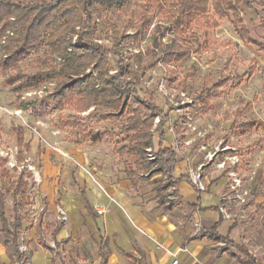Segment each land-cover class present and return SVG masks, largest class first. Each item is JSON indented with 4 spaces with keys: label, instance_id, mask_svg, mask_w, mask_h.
Returning a JSON list of instances; mask_svg holds the SVG:
<instances>
[{
    "label": "rangeland",
    "instance_id": "rangeland-1",
    "mask_svg": "<svg viewBox=\"0 0 264 264\" xmlns=\"http://www.w3.org/2000/svg\"><path fill=\"white\" fill-rule=\"evenodd\" d=\"M142 4L143 0H130L120 9H100L95 15L88 38L108 49L106 55L110 63V74L117 71L119 60L127 69V73L123 76L125 80L131 78V72H139L140 67L143 69L137 88L145 97L150 98L155 106L169 111L164 137L175 143L190 141L188 145L178 144L176 155L180 157L187 154L190 159H194L190 165L193 169H196L200 163H204L202 173L205 184V178L210 170L223 171L228 183L230 179L227 171L235 169L248 195L242 217L236 214L239 207H237L238 204H234L230 211L232 217L228 220L236 222L243 228L244 223L251 222L261 212L250 206L254 201L252 196L254 187L264 188V51L258 49L253 43L242 42L229 19L214 16L218 21V27L210 29L207 35H204L202 28L194 27L190 37L185 39L191 45V53L187 58L175 64H164L156 50L155 55L150 53L154 47L153 37L156 38L157 49L163 48L170 40L176 42L178 40L170 30L164 29L165 19L156 10L151 14L149 28L138 40L127 37L132 35L137 25L139 6ZM240 7L243 20L250 28L252 36L264 43V32L259 27V19L264 16V5L253 4L248 8L241 4ZM45 49L41 48L37 53L20 62L18 69L27 73L44 69L47 65L56 66L59 60H51L46 65L36 61L37 55L44 53ZM88 70L90 69L86 72ZM11 73L15 71L0 70V155L8 158V167L14 165L17 152L16 139L21 136L24 142L27 141L33 147V153L37 150L38 156L46 154L52 163H60L62 166V160L53 154L45 142L62 145L65 151L70 150L71 153L72 147L76 145H88V142L82 140L78 128L61 129L58 124L56 125L57 118L71 112V109L66 104H58L49 113L37 116L33 113V107L41 97L51 92L55 81L49 80L38 87L17 91L5 82ZM226 77L228 78L226 85L216 88L219 95L208 99L213 108L205 113L195 110V105H199L196 95L201 91L202 85L208 82V86L211 87ZM240 78L241 82H239ZM182 84L186 86L185 89ZM181 92H184L186 96L181 97ZM165 93H172L170 97H173L174 104L175 101L180 102L183 99L189 102V106L181 112L174 110L170 112L174 104H171ZM155 116L161 119L160 115ZM182 121L184 124H178ZM246 121H254V125L248 132H242L240 124ZM156 124L153 120L151 131ZM113 125L116 126L118 123L110 120L91 123L92 127L100 130ZM116 134L117 131L113 138H107L103 142V149L109 154H117L116 150L121 145L115 141L116 137H120ZM152 141V149L156 155L158 149L156 132L152 133ZM208 152H215L212 161H208L205 157ZM34 155L35 157L33 154L27 156L24 163L34 166L37 170L38 157ZM233 156H237L239 162L232 164L230 159ZM120 158L124 160L127 156ZM222 160L225 161L224 166L217 167L218 162ZM153 171L152 175H156L159 186L164 183H173L170 172L166 167L160 168L157 163L152 164L142 173L149 174ZM26 173L28 176L27 179L24 178L28 182L26 193L30 197L28 193L32 179L30 171L27 170ZM60 183L62 184V181ZM162 193L164 204L172 205L178 201L172 188L165 189ZM6 203L9 208L11 204L9 197ZM45 235L42 239L44 242L49 239V235L47 233ZM227 244L229 241L224 239L219 245L227 246ZM55 251L60 253V246H56ZM47 255L46 250L37 249L32 252L31 258L34 263L43 264Z\"/></svg>",
    "mask_w": 264,
    "mask_h": 264
},
{
    "label": "trees",
    "instance_id": "trees-1",
    "mask_svg": "<svg viewBox=\"0 0 264 264\" xmlns=\"http://www.w3.org/2000/svg\"><path fill=\"white\" fill-rule=\"evenodd\" d=\"M130 0H0V70H14L5 82L17 91L38 87L45 82L55 81L51 92L41 97L33 107V113L42 116L49 113L58 104H66L71 112L61 115L56 120L61 129L78 128L82 140L90 143H101L113 138L117 131L116 143L119 157L124 155L125 170L128 175H137L147 170L152 164L166 167L172 171L176 154L172 147H161L164 140L169 111L155 106L150 98L145 97L137 88L140 74L131 72L129 80L123 79L127 69L122 61L118 69L110 74V63L106 55L108 49L89 39L96 13L99 10L120 9ZM241 4L250 8L264 5V0H143L139 6L137 25L131 37L138 40L151 24V14L156 10L166 22L164 29L170 30L175 40L168 41L157 49L156 38L150 53H159L164 64H175L191 53V45L185 40L190 37L194 27L202 28L204 35L210 29L218 27V18H227L233 24L239 39L245 44L253 43L264 51V43L257 41L242 17ZM99 22V21H97ZM259 27L264 32V16L259 19ZM75 39L73 40V37ZM46 48L38 54L39 64H48L59 60L56 66L24 73L18 69L19 63ZM201 48V47H199ZM199 48L197 50H199ZM157 52H156V51ZM90 69V72H86ZM95 73V74H94ZM228 78H223L213 86L202 85L196 95L199 105L195 110L207 112L213 108L208 102L219 95L216 88L225 86ZM242 79H239L241 82ZM185 89L186 86L182 84ZM189 89V87H187ZM87 112L86 114H82ZM155 115L161 119L153 131ZM117 122L110 128L96 129L93 121ZM254 121L240 124L242 132H248ZM158 135L156 160L150 161L145 149L152 146V133ZM16 164L26 159L29 144L21 136L16 139ZM8 158L0 155V243L5 247L10 259H21L18 252V241L21 230L27 220L29 197L26 193L28 182L24 179L26 172L18 171L16 166H7ZM159 170V169H158ZM152 173L148 174V177ZM166 186H163L165 190ZM159 188V192H160ZM163 190V191H164ZM159 193L161 202L164 195ZM11 204L7 207V198ZM41 215V214H40ZM38 216L36 229L39 241L46 248L49 245L42 241L41 217ZM59 225L53 231L57 232ZM216 225L211 231H215ZM220 237L218 236L217 239Z\"/></svg>",
    "mask_w": 264,
    "mask_h": 264
},
{
    "label": "crops",
    "instance_id": "crops-1",
    "mask_svg": "<svg viewBox=\"0 0 264 264\" xmlns=\"http://www.w3.org/2000/svg\"><path fill=\"white\" fill-rule=\"evenodd\" d=\"M103 142L76 145L72 153L67 150L80 166L54 152L63 164L52 163L46 154L38 156L37 150L33 153L28 143L26 158L36 154L41 178L34 186V198L44 206V212L39 214L40 237L44 239L47 233L65 253L64 258H54L48 241L45 243L49 248L39 241L37 220L35 223L26 220L24 228L33 264L36 263L31 258L32 252L37 249L48 253L43 264H172L174 259L176 264H264L262 186L254 187V201L250 204L261 211L260 215L242 228L222 218L218 211L219 198L227 183L223 171L210 170L205 178L206 189L198 191L189 174L194 159L187 154L176 155L171 179L178 201L166 205L160 200L159 193L164 189L156 175L148 177L142 172L128 175L124 161L103 149ZM175 145L165 137L161 143L162 148L172 147L176 154ZM57 205L67 213L65 223L56 219ZM57 225L59 228L53 234ZM218 236L222 238L217 239ZM224 239L229 244L220 246ZM11 262L0 243V263Z\"/></svg>",
    "mask_w": 264,
    "mask_h": 264
},
{
    "label": "built area",
    "instance_id": "built-area-1",
    "mask_svg": "<svg viewBox=\"0 0 264 264\" xmlns=\"http://www.w3.org/2000/svg\"><path fill=\"white\" fill-rule=\"evenodd\" d=\"M88 72H90V70H88ZM171 94L165 93V96L168 98V100L171 102V104L172 103L174 104L173 99H172L173 97L172 98L170 97V96H172ZM180 96L185 97L186 94L184 92H181ZM191 103H193L192 100H191ZM188 104H189V102L184 101L183 99L180 102L175 101V104L173 105L174 107L170 108V112H172L173 110L175 112H181L182 110H185V108H187V106H189ZM154 120H155V124H156L159 121L158 116H155ZM183 122L184 121H182V123H178V124L182 125V124H184ZM187 125L190 126V124H187ZM191 128H194V127H191ZM45 143L47 146L50 147L52 152H54L55 154H58L59 156H61L63 158L72 159L75 164L80 166V164L77 161H75L70 156V154L67 151H65L59 144H57V143L49 144L47 142H45ZM182 143L185 145H188L190 143V141L189 140H184V141H180V142L177 141L175 143L176 144L175 146L177 147L178 144H182ZM145 151H146L147 158L150 161L154 162L156 160V155L153 152L152 146L147 147L145 149ZM214 155H215V152H208L205 157L207 158L208 161H212ZM25 160L22 163L18 164L19 166L16 163L14 165L11 164L12 165L11 167L16 166L18 171L26 172L28 170L31 173L32 183H31L29 193H28L30 197H29V203H28L26 210L28 213L27 220L29 222L35 223L38 215L44 212V206L37 203L35 198H34L35 197L34 196V186L41 181V178H40L38 171L35 169V167L30 165V164H25L24 163ZM230 161L232 162V164H235V163L239 162V159L237 156H233V157H231ZM224 164H225V161L222 160V161L218 162L217 167H223ZM203 166H204V163H201L196 167V169L189 168V174H190L191 181L198 191H204L206 189V184L204 182V175L202 173ZM228 168H230V166ZM159 170L161 171V169H159ZM227 176L229 177L230 180L227 183L226 188L222 191V193L220 195L219 203L217 206L218 211H219L222 218L230 219L232 217V214L230 212L231 208H232L231 206L234 204H236V205L238 204L237 207H239V208L237 209L236 214H238L240 217H242V212H244V206H245V202L247 199L248 192L243 189L241 179H240L239 175L237 174V172L235 171V169L228 170ZM27 178H28V176L25 177V179H27ZM163 186H166L165 187L166 190H168V188H170V189L172 188V190H174L173 183H168V184L164 183V185H162V187ZM97 212L101 213L102 210L97 209ZM55 216H56L57 221H59L61 223H65L67 221V213H66L65 209L60 205H57L55 207ZM48 243H49L50 247L53 249L52 255L54 258H56L58 260V259L65 257L64 252L59 251L60 253H58V251H55L56 250V244L52 238L48 239ZM18 252L22 255V258L18 259L16 257H14L12 259V262L9 264H33L30 260L31 248H30L28 233H27L25 228H23L21 230L20 235H19ZM59 255H60V257H58ZM176 263H177V259H174L172 261V264H176ZM0 264H3V263H0Z\"/></svg>",
    "mask_w": 264,
    "mask_h": 264
}]
</instances>
